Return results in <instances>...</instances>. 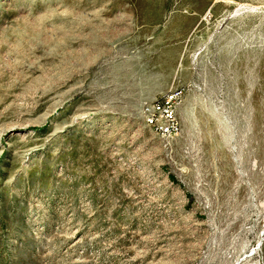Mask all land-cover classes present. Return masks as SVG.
<instances>
[{"label": "rangeland", "instance_id": "1", "mask_svg": "<svg viewBox=\"0 0 264 264\" xmlns=\"http://www.w3.org/2000/svg\"><path fill=\"white\" fill-rule=\"evenodd\" d=\"M0 264H264V0H0Z\"/></svg>", "mask_w": 264, "mask_h": 264}, {"label": "built area", "instance_id": "2", "mask_svg": "<svg viewBox=\"0 0 264 264\" xmlns=\"http://www.w3.org/2000/svg\"><path fill=\"white\" fill-rule=\"evenodd\" d=\"M179 96V92L167 91L150 103H144L142 107L143 118L147 120L148 127L169 139H173L179 129L175 117Z\"/></svg>", "mask_w": 264, "mask_h": 264}, {"label": "bare ground", "instance_id": "3", "mask_svg": "<svg viewBox=\"0 0 264 264\" xmlns=\"http://www.w3.org/2000/svg\"><path fill=\"white\" fill-rule=\"evenodd\" d=\"M145 124L147 125V120H144ZM148 126V125H147ZM255 168V167H254Z\"/></svg>", "mask_w": 264, "mask_h": 264}]
</instances>
